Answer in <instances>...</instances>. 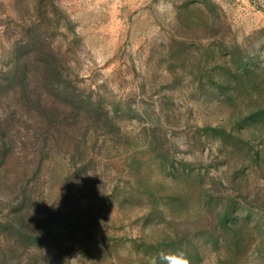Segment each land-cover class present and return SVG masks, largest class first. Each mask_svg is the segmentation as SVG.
I'll return each instance as SVG.
<instances>
[{"label":"rangeland","instance_id":"374dc122","mask_svg":"<svg viewBox=\"0 0 264 264\" xmlns=\"http://www.w3.org/2000/svg\"><path fill=\"white\" fill-rule=\"evenodd\" d=\"M0 0V264H264V0Z\"/></svg>","mask_w":264,"mask_h":264},{"label":"clouds","instance_id":"9594fccd","mask_svg":"<svg viewBox=\"0 0 264 264\" xmlns=\"http://www.w3.org/2000/svg\"><path fill=\"white\" fill-rule=\"evenodd\" d=\"M157 11L161 14L170 13L172 11V4L166 0H159L155 6ZM150 264H192L189 254L183 249L176 251H161L157 256L151 259Z\"/></svg>","mask_w":264,"mask_h":264}]
</instances>
